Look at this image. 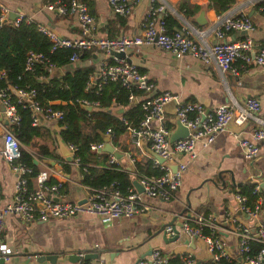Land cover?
<instances>
[{"label": "crops", "instance_id": "crops-1", "mask_svg": "<svg viewBox=\"0 0 264 264\" xmlns=\"http://www.w3.org/2000/svg\"><path fill=\"white\" fill-rule=\"evenodd\" d=\"M78 1L85 5L87 3L89 12L92 13L94 35L108 38L140 36L146 15L153 4L152 0H137L136 2L125 0L130 13L123 18L120 25L119 21L110 14L105 0ZM153 1H156L160 9L156 13L157 19L170 16L178 25V29H174V32H181L185 37L200 40L207 46L216 43L212 33L217 26L216 17L245 16L252 24V30L247 34L242 32L225 34L222 39L224 43L247 37L257 48L264 40V16L259 7L260 4H264V0H235V4L227 10L214 0ZM0 3L6 6L10 15L28 18L59 38L72 40L79 35L75 19L72 16H62L55 11H48L45 0H0ZM126 55L129 63L146 76L150 85L148 92L138 96L136 104L146 97L168 93L177 97L179 103H194L204 111L211 112L216 107L226 104L230 97L238 103L246 99H255L259 104V114L264 117V66L251 65L237 78H233L229 75H222L213 62L203 65L189 55L175 58L154 46L128 48ZM108 61H110L109 57L96 52L93 53L91 61L78 62L77 60L74 64H69L60 70L63 75L75 67L91 64L97 73L99 64ZM88 79L95 81L93 77ZM97 108L98 105L90 109ZM118 108L121 107L114 105L109 110ZM164 115L167 119H171L173 114L164 113ZM39 126L37 138L50 148H56L53 154L58 158L46 162H53L60 169V172H56L49 164L36 160L39 172L46 171L48 178L66 186V194L62 196L64 201L82 202L88 190L80 184L78 167L71 161L67 162L58 153L54 136L58 131L56 121L40 119ZM228 131L240 133L241 138H247L249 125L244 124L242 128L230 125ZM239 138L240 136L235 139L228 133H223L216 135L213 142L206 148H201L199 144H196V157L193 160L184 158L187 161L186 169L182 174L181 185L172 200L162 202L141 196L140 202L144 210L129 219L114 222L110 226L98 218L84 215L64 220H49L44 223L37 221L31 224L22 223L13 217H5L0 239L10 250V255L4 264H19L24 260L25 254L32 253L60 255L55 264H81L82 260L75 263L63 260L61 253H85L90 250L114 248L122 252L110 264H134L147 256L151 249H158L169 256L190 251L198 264H210L209 256L201 243L195 242L194 247L191 248L182 234H179L173 242H165L163 227L169 225L170 222H172L171 226L176 227L183 219L191 220L193 215L199 214L212 215L220 228L225 231L231 229V225L225 223V214L233 217L241 225H253L247 217L239 213L232 199V194L238 192L241 187L224 185L222 188H216L209 183L212 179L217 184L215 175L219 173L223 180L228 181L232 177L234 184H242V187L260 184L264 181V141L262 145L258 143L257 156L245 162L239 148ZM128 139L126 134L119 139V142L126 147V153H120L113 147L110 138L109 145L120 155L115 162L129 173L134 172L132 160L143 162L150 155L147 150L138 151L131 148ZM106 155L109 160V154ZM62 165H67V172H64ZM259 175L260 178L256 179ZM13 183V172L0 159L1 204L10 202ZM260 192V217L264 221V193L262 190ZM186 197L189 209H186ZM187 214L188 217H186ZM164 235L165 238H169L168 235ZM220 236L227 244L228 254L233 256L235 253L234 239L225 233ZM100 258L99 261L92 260L87 263L102 264Z\"/></svg>", "mask_w": 264, "mask_h": 264}, {"label": "built area", "instance_id": "built-area-1", "mask_svg": "<svg viewBox=\"0 0 264 264\" xmlns=\"http://www.w3.org/2000/svg\"><path fill=\"white\" fill-rule=\"evenodd\" d=\"M105 1L110 14L114 17L125 18L130 13V8L125 0ZM129 1L136 2L137 0ZM46 9L55 11L62 16H72L79 30L76 39L68 40L59 38L37 25L38 31L51 43V51L59 48L70 49L72 51L68 59L70 64L77 62V53L80 51L96 50L110 58V61L99 64L97 81L88 79L84 90L92 85L99 87L106 83H119L124 90L134 89L141 94L148 92L150 85L143 73L139 72L134 65L110 55L111 53L126 55L128 48L139 46H154L175 58L189 55L203 65L213 62L222 75H229L233 78H237L251 65L264 66V40L257 48L247 37L230 43L222 42L223 36L227 33L242 32L247 34L252 30V24L245 16L216 17L217 26L212 31L216 43L207 46L200 40L185 37L181 32L175 31L173 34H166L162 21L160 18H156V13L160 10L158 8L153 10L150 7L146 16L151 18L141 35L134 38H108L94 35V19L88 13L85 4L78 0H70L65 5L54 1L46 4ZM262 13L264 16V12ZM8 14L6 6L0 3V26L4 23H10L13 28H16L20 22L32 23L30 19L22 16H16L13 21L9 22L7 21ZM43 61L40 54L27 52L24 70L30 71L34 64H42ZM46 69L50 73L53 71L50 65H47ZM0 76L3 77L4 73L1 72ZM8 90L14 93L18 103L26 105L31 110V125L33 127L39 125L38 116L40 119L54 121L61 118L59 111L46 110L42 112L32 102L35 95L33 90L14 88ZM137 98L129 96L128 102L131 104ZM171 101H174L176 105L172 118L167 119L162 107ZM79 105L83 109L97 107V104L85 101H80ZM138 105L142 112V118L137 127L127 126L124 135L129 137L128 144L131 148L138 151L147 150L163 161L162 164H158L149 156L153 168L161 173L144 176L137 175L132 171L129 172L131 183L135 181L142 193H138L131 185L126 194L121 195L116 189L109 186L100 189H87V195L82 202H68L64 201L58 192L60 183L57 182L52 186L45 185L48 180L46 171H41L36 175L32 180L33 191L27 192L24 176L29 174L30 170L21 164H14L19 159V144L11 129L18 125L19 118L9 102L6 91L0 90V108H2L0 110V159L14 174L11 200L7 204L0 202V236L4 227V219L7 216L22 223L31 224L37 221L44 223L49 220H64L84 215L98 218L110 226L114 222L129 219L134 214L144 210L140 202L141 196L162 202L172 200L181 185L182 174L186 169L187 161L184 158L193 160L196 157V144H199L201 148H206L213 142L216 135L223 133H228L235 139L240 136L238 144L242 157L245 162H249L258 154L259 141H264V117L259 114V104L255 99H246L238 103L230 97L226 104L216 107L207 114L199 105L179 103L177 97L168 93L146 97ZM120 122L126 125L124 120H120ZM175 122L186 129L187 136L170 143L168 138L174 131ZM153 123L155 124L153 125ZM244 124L249 125L247 138H241L240 133L228 131L230 125L242 128ZM166 125L173 127L168 129ZM105 134L109 135L110 138L109 131ZM65 147L72 158L75 148L71 145ZM102 148V143L89 146L92 152H100ZM114 162L115 158L109 155L108 164ZM131 163L133 165V160ZM73 164L78 166L76 161ZM170 166L175 167L174 172H171ZM253 193L257 196V200L252 208L245 205V198L240 196L238 192L232 194L233 202L239 213L247 217L253 225H241L233 217L225 214V223L231 225V229L225 231L220 228L212 215L199 214L193 215L191 220L183 219L176 227L164 226V234L170 238L174 236L175 229L178 235L182 234L187 240L193 238L194 243H201L209 256L210 264H220V260H225L228 264H264V221L260 217L259 195L261 192L259 184H254ZM45 194H48L49 197L46 198ZM203 229L210 231V234L204 235ZM224 233L234 239L235 253L233 256L228 254L227 244L220 236ZM250 242L259 245L257 252L251 256L248 245ZM9 255L10 250L0 239V258L5 259ZM174 255L178 257L180 264H198L190 251ZM134 264L172 263L169 255L158 249H151L147 256Z\"/></svg>", "mask_w": 264, "mask_h": 264}, {"label": "trees", "instance_id": "trees-1", "mask_svg": "<svg viewBox=\"0 0 264 264\" xmlns=\"http://www.w3.org/2000/svg\"><path fill=\"white\" fill-rule=\"evenodd\" d=\"M46 3L58 1L61 4H67L70 0H45ZM223 9L227 10L235 4V0H214ZM151 8L157 9L156 1L152 2ZM87 11L89 12L88 5ZM261 13L264 12V4H260ZM263 15V13H262ZM150 16H146L145 28ZM119 24H122L123 18L115 17ZM166 34L174 33L178 29L177 23L170 16L160 18ZM244 39V38H243ZM242 40V39H241ZM27 52L40 54L43 58L42 64H34L30 71L24 70V60ZM96 50L80 51L77 53L78 62H88L93 59V53ZM72 51L70 49H54L51 51V43L42 35L37 24L32 22L25 24L20 22L16 28L10 23H4L0 26V90H5L8 99L14 107L15 113L19 118L18 125L11 129L13 136L19 144V159L14 163L23 165L30 170V173L24 176L27 192L33 191L32 180L39 173L38 166L32 164L37 161H54L56 148H50L41 142L37 136L40 126L31 125V110L26 105L17 102V98L9 91V88L17 90H33L35 95L32 100L42 112L49 110L61 112V118L56 121L58 131L56 132L59 140L65 146L71 145L75 152L71 162H77L80 184L86 189H100L109 187L116 189L121 195H125L131 186L130 173L120 168L117 162L108 164V156L101 152H92L90 145L101 144L100 134L109 131L110 143L120 153H126V147L119 142L127 126L137 127L142 112L138 104L131 105L128 97H138L141 92L137 90H124L119 83H106L99 87L88 88L84 90L85 83L89 77L95 81L96 70L91 64L82 67H75L70 72L64 73L61 77H52L46 66L50 65L53 70L63 69L70 63L68 61ZM95 103L97 109H91L86 112L80 107L79 102ZM121 107L124 113L121 116H114L106 113V110L112 106ZM43 115V114H42ZM191 116V115H189ZM124 120L126 125L120 122ZM168 129L170 125H166ZM64 172H67V165L61 166ZM133 170L137 175H159L161 172L153 168L152 160L146 158L143 162H134ZM56 181L48 178L45 185L52 186ZM254 185L243 186L238 194L245 198V205L252 208L257 196L253 193ZM58 192L61 196L66 194V186L59 185ZM190 223V222H189ZM204 235H209L210 231L203 229ZM249 254L254 255L259 249V245L250 242ZM172 264H180L176 255L170 256ZM220 264H228L225 260H220ZM81 264H88L82 262Z\"/></svg>", "mask_w": 264, "mask_h": 264}, {"label": "water", "instance_id": "water-1", "mask_svg": "<svg viewBox=\"0 0 264 264\" xmlns=\"http://www.w3.org/2000/svg\"><path fill=\"white\" fill-rule=\"evenodd\" d=\"M164 12V11H163ZM15 15H10L8 14L7 16V21L11 22L15 19ZM245 34V33H243ZM112 57H115L117 59H123L126 63H129V59L128 56L123 54V53H111L110 54ZM52 77H61L62 76V72L60 69H56L53 72H51L50 74ZM136 101L134 100L131 105H135ZM175 102L171 101L167 104H165L162 107V110L164 113L166 114H173L174 108H175ZM0 110H2V108H0ZM84 110L86 112H90L91 109L89 107L84 108ZM106 113H111L115 116H121L123 114V109L122 108H118L116 110H106ZM205 114L208 113V111L204 112ZM38 119L40 120L39 116ZM4 124H6V122H4ZM55 136V142H56V146L58 148V153L60 155V157L64 158L67 162H70L71 159V154L68 152V150L66 149V147L61 143V141L59 140L57 134L54 135ZM100 139L101 142L103 143V148L100 150L101 153L104 154H109L112 155L115 159H118L120 157V155H118L114 149L109 145V135H104V134H100ZM187 136V131L186 129H184L182 126H180V124L178 122H175V128L174 131L169 135V142L173 143L175 141L181 140L183 138H185ZM259 144L262 145L263 144V140L259 141ZM149 155L158 163V164H162L163 161L156 157L155 155L151 154L149 152ZM45 164H49L50 166L53 167V169L56 172H60V169L58 166L54 165L53 162H46L44 161ZM33 165H37L36 160L32 161ZM171 172H174L175 167L174 166H170L169 167ZM221 174H216L215 178L217 179L218 183H214L212 179L209 180V183L216 188H222L224 185H230L232 187H236V188H240L242 187V184H234L232 177L229 178L228 181H225L221 178L220 176ZM254 178V177H253ZM260 178V175L256 177V179ZM131 185L135 188V190L138 193H142L141 188L137 185V183L135 181H133L131 183ZM259 188L260 190H262V192L264 193V181L261 182L259 184ZM45 197L48 198L49 195L45 194ZM186 205L187 208L189 209V203L186 197ZM189 215L187 214L186 217H188ZM169 225H172V222L169 223ZM178 238V234L177 231L174 229V236L170 237V238H165V235L163 234V239L165 240V242H173L174 240H176ZM187 243L190 244V247L193 248L194 247V239H188ZM122 252L120 249L114 248V249H99V250H90L87 251L85 253H80V252H64L61 253V256L63 258V260H66L68 262L71 263H75L78 262L79 260H82L83 262H88V261H99V257L100 260L102 259V264H110V262L116 258L119 253ZM60 255H57L55 253H32V254H25L24 260L22 262H19V264H55L56 263V259L57 257ZM8 258V256L4 259V258H0V264H4L5 260Z\"/></svg>", "mask_w": 264, "mask_h": 264}]
</instances>
